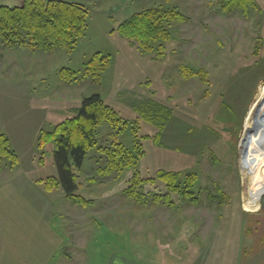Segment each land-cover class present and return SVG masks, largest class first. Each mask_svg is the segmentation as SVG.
I'll list each match as a JSON object with an SVG mask.
<instances>
[{
	"label": "rangeland",
	"instance_id": "1",
	"mask_svg": "<svg viewBox=\"0 0 264 264\" xmlns=\"http://www.w3.org/2000/svg\"><path fill=\"white\" fill-rule=\"evenodd\" d=\"M56 1L88 12L71 52L8 47L0 39V132L19 158L13 168L5 160L0 172V264H264V194L252 212L244 209L241 161L245 117L264 87V0L248 16L222 13L220 0ZM152 8L186 19L171 25L163 57L157 49L142 53L119 33ZM97 54L110 55V66L99 79L86 77ZM182 68L205 76L185 77ZM63 69L77 73L73 83L60 77ZM93 95L129 124L120 132L104 123L98 146L113 148L118 134L127 149L140 141L145 156L104 178L97 170L107 160L91 150L75 169L76 194L89 203L81 207L62 187L47 192L38 183L59 177L56 143L40 147L39 136L77 116ZM159 170L179 172L182 188L195 174L193 195L158 203L154 197L169 192L158 183L144 185L142 204L128 198L135 172L155 178Z\"/></svg>",
	"mask_w": 264,
	"mask_h": 264
},
{
	"label": "trees",
	"instance_id": "2",
	"mask_svg": "<svg viewBox=\"0 0 264 264\" xmlns=\"http://www.w3.org/2000/svg\"><path fill=\"white\" fill-rule=\"evenodd\" d=\"M219 7L220 11L226 15L240 12L244 16H248L251 9H257L255 0H220ZM183 21H186L184 15L177 10L152 8L126 20L120 26L119 33L136 45L142 53L150 54L157 49V55L163 57V44L170 42L173 38L171 25ZM87 22L88 12L81 5L56 0H23L17 7L0 6V39L8 47L26 46L34 51L44 52L66 49L71 52L78 40L85 35ZM110 57V55H95L85 65V76L99 79L110 66ZM182 73L185 77L205 76L204 70L195 72L182 68ZM60 77L68 83H73L77 73L63 69ZM104 123L110 124L115 130L119 129L120 132L129 128V124L123 121L99 95H93L83 100L77 116L61 123L52 132H41L40 147L53 142L57 146L54 158L59 177H48L38 182L47 192H53L62 187L68 199L75 205L87 207L89 203L76 194L79 188V177L75 169L82 168L87 155L93 149H97L107 160L104 166L97 170L100 177L120 175L127 169L137 167L139 161L145 156L140 141L136 140L133 148L127 149L118 142V134H113V148L98 146L96 133ZM164 126L161 124L162 130ZM160 135L161 133L158 134ZM5 160L12 168L19 164L18 155L11 148L9 138L0 132V172ZM196 179L195 174L188 175L186 187L182 188L179 172L159 170L155 178H143L139 172H135L128 180L126 195L132 201L142 204L147 198L141 190L144 185L155 186L161 183L169 192L166 195L154 197V200L171 205V194H181L185 198L193 195L191 190Z\"/></svg>",
	"mask_w": 264,
	"mask_h": 264
},
{
	"label": "bare ground",
	"instance_id": "3",
	"mask_svg": "<svg viewBox=\"0 0 264 264\" xmlns=\"http://www.w3.org/2000/svg\"><path fill=\"white\" fill-rule=\"evenodd\" d=\"M257 99L258 103L252 104L245 117L241 152L243 179L247 189L244 209L247 212H252L253 208L259 206V200L264 194V165L260 166L264 162V141H258L264 135V87Z\"/></svg>",
	"mask_w": 264,
	"mask_h": 264
}]
</instances>
